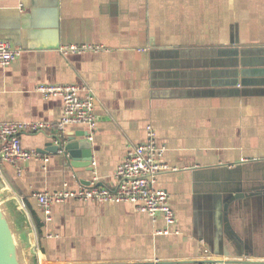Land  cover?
<instances>
[{"label": "crops", "instance_id": "1", "mask_svg": "<svg viewBox=\"0 0 264 264\" xmlns=\"http://www.w3.org/2000/svg\"><path fill=\"white\" fill-rule=\"evenodd\" d=\"M0 40L22 48L0 64V120L56 124L63 101L39 84L76 83L96 97L93 137L86 124L66 127L88 131L92 170L38 151L56 127L21 134L47 163H2L6 199L42 223L33 247L41 264H264V0H0ZM87 43L101 47L60 51ZM148 124L180 167L157 182L176 214L170 233L128 201L71 198L44 220L36 192L94 177L115 187L117 165Z\"/></svg>", "mask_w": 264, "mask_h": 264}, {"label": "built area", "instance_id": "2", "mask_svg": "<svg viewBox=\"0 0 264 264\" xmlns=\"http://www.w3.org/2000/svg\"><path fill=\"white\" fill-rule=\"evenodd\" d=\"M101 45L94 44H66L60 47L63 54L99 49ZM22 48L7 40H0V64L8 65L17 59ZM37 90L46 98L61 97L63 112L60 120L53 124L50 121L35 120H0V175L4 177L2 163L17 164L33 157H41L45 163L49 156L41 155L35 150L25 149L22 145L21 134L24 132L45 131L56 127L63 134L68 125L83 123L89 127L92 138L98 128V119L95 111V94L87 87L76 83L39 84ZM81 91H85L82 95ZM147 137L143 142L128 148L123 160L117 165L115 171L116 184L110 187L97 183L94 177L89 185L71 188L64 186L55 191H39L36 196L44 214V220H52V207L54 203H62L68 199L97 200L112 203L122 201L132 202L136 209L146 212L153 219L162 218L166 227L159 233L168 234L176 224V214L170 204L169 192L157 185L158 176L163 172L176 171L180 167L172 165L164 159L166 148L158 141L156 129L152 124L146 127ZM22 168L17 165V172ZM24 205L23 202H20ZM25 206V205H24ZM176 231V230H175ZM34 248L38 247V235L34 225ZM36 252H38L36 250ZM38 263L41 264L39 253ZM195 264H220L217 259H204Z\"/></svg>", "mask_w": 264, "mask_h": 264}, {"label": "water", "instance_id": "3", "mask_svg": "<svg viewBox=\"0 0 264 264\" xmlns=\"http://www.w3.org/2000/svg\"><path fill=\"white\" fill-rule=\"evenodd\" d=\"M79 135L85 138H77ZM87 136L88 131L65 130L63 134L55 132L47 136L49 140L38 151L42 153L62 151L69 160H72L73 165L92 170V142ZM77 158L81 163L76 161ZM6 185L5 178L0 175V264H37L32 241L34 231L32 219L26 207L17 198L6 199Z\"/></svg>", "mask_w": 264, "mask_h": 264}, {"label": "trees", "instance_id": "4", "mask_svg": "<svg viewBox=\"0 0 264 264\" xmlns=\"http://www.w3.org/2000/svg\"><path fill=\"white\" fill-rule=\"evenodd\" d=\"M27 208H29V207L27 206ZM29 211L31 213V217L33 219V222L35 224V227L37 230V235H38V237H40L42 223L38 220V217L36 216L34 211H32L30 208H29Z\"/></svg>", "mask_w": 264, "mask_h": 264}]
</instances>
